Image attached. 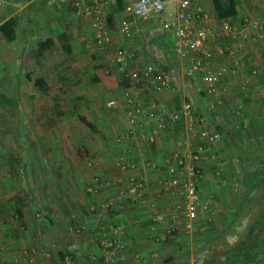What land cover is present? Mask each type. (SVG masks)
<instances>
[{
  "label": "crops",
  "instance_id": "obj_1",
  "mask_svg": "<svg viewBox=\"0 0 264 264\" xmlns=\"http://www.w3.org/2000/svg\"><path fill=\"white\" fill-rule=\"evenodd\" d=\"M95 1L103 4L102 14L111 37V42L104 44L101 49L96 44L91 17L87 15V10L93 8ZM131 1L133 0H80L79 7L69 1L57 8L43 0H0V24L10 17L17 20L14 40L9 41L0 33V91L7 94L11 102L16 104L13 95L20 98L23 93L29 96L43 95L45 91L42 92L41 88L35 86L33 76L42 78L46 82V93L60 94L59 103H62V109L58 112V117L61 123L66 122L67 116L74 113L73 116H76L74 119H78L79 126L83 124L88 128L81 123L80 117L94 125V131L81 128L83 133L80 135V142L81 147L84 146L88 150L92 151V148L99 150L98 145L93 146L92 143L93 139L100 136L97 138L98 144L101 141L100 150L91 153L89 161L94 165L93 173L99 174L102 177L99 180L102 181L101 184L97 182L87 184L83 180L88 186L97 189L104 179L114 183L119 181V186L115 187L124 189L127 195L126 187L131 178L143 181V189L135 201L126 196L123 200L117 201L118 197L110 195L116 207L115 213H111L106 219L97 212H94L97 215H92L89 211V216L84 215L85 212H79L80 217L87 218L85 222L88 224L91 222L94 226L91 227L92 231L84 232V236L77 239L100 242L109 223V226L111 224L119 226L121 230L117 239L123 248L115 246L106 251L108 257L112 253L118 254V258L119 253L125 254L124 262L120 263L117 260L114 262L116 264H186L190 257L193 264H211L213 258L206 263L203 254L197 255L193 252L206 245L215 235L214 232H210L213 234L206 232L207 227H204L205 230L201 229L202 223L207 224L209 221L217 230L216 233H221L220 230H224L229 223L225 222V226L220 227L223 220L214 217L221 207L225 208L230 204L229 199L220 195L223 187H226L223 185L224 178H220L219 174H223L225 167L228 169L226 175L229 174L228 157L233 166L236 160L247 161L248 158H256V154L264 153V39L254 38L258 32V24L264 22V0H234L236 12L233 16L226 17L236 23L238 28L243 27L246 18L255 25L248 30L250 38L243 46L233 38L222 40L221 44L217 42L210 44L211 68L215 69L222 65L228 68L215 94H206L201 80L197 79L192 83L193 80L183 71L178 74L177 85L159 91L153 88L150 78H141L138 101L143 108L142 114L130 120L125 113L123 92L125 82L114 69L115 64L112 61L114 53L119 47L130 49L133 53L130 66L140 70H144L149 63H168L167 54L174 50L166 40V32L161 28V24L165 19L170 20L175 12L174 0H165V10L161 16L140 19L124 12V6ZM203 3L209 12L215 14L214 0H204ZM78 8L82 15L77 14ZM124 21L129 23L130 37H126L122 32L121 25ZM37 31L42 37L37 36ZM50 39L49 44L44 43ZM234 61L238 62V67ZM176 62L177 64L173 66L178 68L180 62L178 60ZM106 64L110 68L113 67L109 74L103 71ZM253 69L256 70L254 74ZM27 74L31 80L27 79ZM9 78L10 84L6 85L4 81ZM111 100H114L115 104L109 105ZM183 100L193 101L196 114L192 113L191 121L182 114L178 120L170 117L174 110H181ZM2 105L8 106L3 102ZM16 106L13 108L16 109ZM165 108L168 111L162 116L161 110ZM55 121L60 124L58 120ZM190 122L192 127L188 129ZM69 125L71 124L68 123ZM204 128L217 132L218 136L212 141L211 146L201 149L202 141L207 142L199 138V132ZM103 133L110 137L109 147L103 143ZM74 134V130L65 129L51 141L57 145L59 143L64 145L71 141V136L75 137ZM68 147L69 145H65V148ZM175 152L187 164L196 163L201 167L203 175L198 185L201 206L212 208V212H215L208 214L207 211L206 215L199 213V219L195 221L198 232H194L193 236L191 232L195 230L196 225L193 229L187 230L191 234L185 241L188 244L187 249L181 250L185 252L184 256L179 250H169L165 239L181 244L185 239H182L184 233L181 236L169 234L180 201L178 195L170 193L165 184L167 161ZM123 154L131 165L124 170L117 165V160ZM58 155L56 153L54 158ZM69 155L73 159L79 157V153L75 151H71ZM78 172L79 175H87V178H90V170L81 168ZM233 172L234 170L231 171ZM210 196H213L212 200ZM68 200L71 202L69 198ZM83 203V207L80 204L78 206L85 209L89 205H94L96 200L88 199V202ZM60 236H63L65 241L56 244L53 241L49 244L52 256L48 259L38 254L33 264H51L49 263L51 259L56 260L53 249L58 251L59 244L77 255L91 251L89 244L86 246L79 242L80 240L78 243L69 242L68 234ZM93 249L100 251L96 245ZM134 255L140 258L137 259ZM248 255L251 256V253ZM166 257L172 259L165 260ZM2 259L11 261L9 264H18L14 263L13 257ZM52 263L58 264L56 261ZM256 263L264 264L258 259ZM92 264H103V261L96 258Z\"/></svg>",
  "mask_w": 264,
  "mask_h": 264
},
{
  "label": "rangeland",
  "instance_id": "obj_2",
  "mask_svg": "<svg viewBox=\"0 0 264 264\" xmlns=\"http://www.w3.org/2000/svg\"><path fill=\"white\" fill-rule=\"evenodd\" d=\"M36 30H38L37 27ZM37 36L42 37L38 31ZM27 79L31 80L32 78L28 77ZM33 79H36L35 76ZM4 82L9 85L10 78ZM42 94L29 96V94L23 93L21 98L18 95H13L14 100H12L17 101L16 109L13 106L3 107L0 100V253H4L0 255L2 258L13 257L14 263L33 264L38 254L49 259L52 256L48 248L49 244L53 241H55L54 244L65 241L60 235L68 234L69 242L78 243L80 240L79 242H83L86 246L89 244L91 251L87 254L77 255L67 251V247L64 249L59 244L58 251L53 249V256L56 260L51 259L49 263L53 264L52 262L56 261L58 264H88L89 262L92 264L96 258H100L103 264H116L114 262L117 260L120 263L124 262L125 254L119 253V258L116 253L109 254L110 257L106 255V251L110 248H115V246L123 248L122 243L117 239V235L121 232L119 226L112 224L109 226L108 223L100 242L94 241L93 243L90 239H77L79 236H84V232L92 231L91 227L94 226L91 222L90 224L85 222L87 218L80 217L79 212H85L86 216H89V211L92 215H97L94 213L97 212L99 216L103 215L106 219L111 213H115V202L110 195L118 197L117 201L123 200L125 196L129 197L124 189L115 187V185L119 186V181L114 183L103 178L105 181L97 189L87 185L95 182L101 184L102 181L99 180L102 178L99 174L93 173L94 165L89 161L91 153L100 150L101 141L98 144L97 140L100 136L98 135L96 139L92 138L93 146L98 145L99 150L92 148L91 151L84 146L81 147L82 130L89 129L83 124V126H79L78 119H74L76 117L73 116L74 113L67 116L66 122L61 123L58 117V112L62 109V103H59L60 94L53 95L46 91ZM48 106L51 109H47ZM55 120H58L60 124ZM68 123L71 125L68 126ZM65 129L75 131V137L71 136L69 143L57 145L51 141ZM102 136L103 143L109 147L110 137H106L104 133ZM110 144L112 143L110 142ZM201 144V149H206L213 142L202 141ZM65 145H69V147L65 148ZM69 151L79 153V157L77 159L69 157ZM56 153L59 155L54 158ZM255 157L248 158L247 161L236 160L233 166L232 161L229 160L230 157H228L229 174L226 175L225 172H228V169L225 167L224 172L222 171L223 174H219V177L224 178L223 185L226 187L222 186L223 192L220 195L229 199L230 204L225 208L221 207L218 213L212 212V208L200 209V214L206 215L209 211L208 214L215 213V218L217 216L223 220L220 227L225 226V222H229L224 230H220L218 227L221 233H216L217 230L209 221L207 224L200 225L201 229L207 227L206 229L209 231L206 230V232L215 234L206 245H202L195 250L196 252H193L197 255L203 254L206 263L211 258H213L211 264H257V259L264 263V224L251 234V230L260 216L258 211L264 208V153L256 154ZM81 168L91 171L89 179L87 175H79L78 170ZM233 170L234 172L231 173ZM84 184L86 185L84 186ZM111 187L117 189H110ZM103 190L106 192L104 193ZM88 199H95L96 203L89 205L88 208H81L83 202H88ZM210 199L212 200L213 196H210ZM239 201H244V203L237 212ZM18 210H21V215ZM195 227V230L191 232L192 236L194 232H198L197 225ZM179 230H183V228L179 226L169 234L181 236L184 233L185 236H182V239H185L182 244L178 241L172 242L170 239H165L168 242L169 250H179L184 256L186 254L181 250L187 249L188 244L185 241L188 240L191 233L189 234L187 230H183V232ZM95 245L97 248L99 247L100 251L93 249ZM169 250L168 252L174 253ZM249 253L251 256L248 255ZM116 256L118 259L115 258ZM134 256L137 259L140 258L138 255ZM1 257L0 264L11 262ZM166 259L169 260L172 257H166ZM188 260L186 264H193L191 257Z\"/></svg>",
  "mask_w": 264,
  "mask_h": 264
},
{
  "label": "built area",
  "instance_id": "obj_3",
  "mask_svg": "<svg viewBox=\"0 0 264 264\" xmlns=\"http://www.w3.org/2000/svg\"><path fill=\"white\" fill-rule=\"evenodd\" d=\"M71 2L79 7L80 0H44L47 4L59 8L60 6ZM204 0H174L175 12L170 20H163L161 28L166 32V40L173 46L174 53L179 67L168 66V63L154 62L149 63L144 70L135 69L130 66L133 53L130 49L119 47L112 58L114 69L124 80L123 87L125 113L132 118L142 114L143 108L139 104L138 87L141 78H150L152 86L156 91L173 88L178 84L177 77L179 72H184L187 77L195 83L197 79L201 80L202 88L208 95L215 94L217 86L222 78L227 74L228 68L224 65L212 69L210 59L212 50L210 44L217 42L221 44L222 40L236 39L239 45L245 43L250 38L248 30L255 26L250 19L243 21V27L239 26L228 18L217 19L216 14L209 12L204 6ZM102 3L95 1L93 8L87 10V15L91 17L93 29L95 31L96 44L101 49L104 44L111 42L109 28L102 14ZM77 14L82 15L80 8ZM165 10V0H133L124 6V12L140 19H149L153 16H161ZM121 29L126 37L131 36L130 26L127 21L122 22ZM255 39H264V22L258 24V32ZM220 47V46H219ZM238 67V62L234 61ZM113 67L106 64L104 73L109 74ZM256 70H252L254 74ZM196 84H194L195 86ZM201 86V85H199ZM200 88V87H199ZM202 89V90H203ZM109 105L115 104L114 100L109 101ZM193 105L187 100H183L181 110L170 114L171 119L178 120L181 114L191 119ZM167 108L162 109V116L166 114ZM202 118H200V121ZM192 122L188 129H191ZM218 136L217 132L210 131L207 128L199 132V138L212 142ZM126 137V134H125ZM120 138L118 142H120ZM127 153V152H126ZM117 165L122 169H128L131 165L125 155H121L117 160ZM166 188L172 193L178 195L180 199L175 220L169 228V231L178 229H193L195 221L199 219L201 206L198 185L202 177V169L195 163L187 164L177 152L169 156L167 165ZM141 179H130L127 193L130 198L137 199L143 189Z\"/></svg>",
  "mask_w": 264,
  "mask_h": 264
},
{
  "label": "trees",
  "instance_id": "obj_4",
  "mask_svg": "<svg viewBox=\"0 0 264 264\" xmlns=\"http://www.w3.org/2000/svg\"><path fill=\"white\" fill-rule=\"evenodd\" d=\"M214 6H215V10H216L215 14H216L217 19L233 16L236 12L234 0H225V1L214 0ZM16 27H17L16 18L10 17L0 24V33L4 36L5 39L12 41L16 37ZM47 40H45V42H44L45 44H49L51 42V39L48 42H47ZM65 49L68 50V48H65ZM169 50L171 51L170 48H169ZM167 55H168V66L169 67L173 66L174 64H177V62H176L177 58L174 55V52H169V54H167ZM28 77H30L29 74H27V78ZM34 84H35V86L41 88L43 91H46V88H47L46 82L42 78H36L34 80ZM0 100H1V102L5 103L8 106H13V107L16 106V104L11 102L10 98L5 93H2L1 91H0ZM187 101L191 102L193 105V101H190V100H187ZM192 111H193L192 112L193 114H196L195 113L196 111H194V106H193ZM200 115L203 116V114H200ZM80 120L89 129L95 130L94 125L90 122H87L85 118L80 117ZM197 189L199 190V187H197ZM243 203H244V201L238 202L237 212L239 211L240 208H242ZM18 213L21 215V213H22L21 210H18ZM258 213L260 214V216H259L257 222L255 223L254 227L252 228L251 234H253L258 227H260L261 225L264 224V208L262 210L258 211Z\"/></svg>",
  "mask_w": 264,
  "mask_h": 264
}]
</instances>
